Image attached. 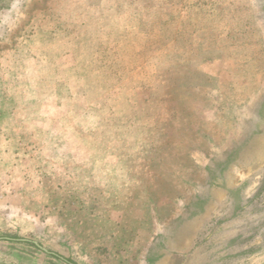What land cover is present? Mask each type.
Masks as SVG:
<instances>
[{
    "label": "rangeland",
    "instance_id": "obj_1",
    "mask_svg": "<svg viewBox=\"0 0 264 264\" xmlns=\"http://www.w3.org/2000/svg\"><path fill=\"white\" fill-rule=\"evenodd\" d=\"M0 264H264V0H0Z\"/></svg>",
    "mask_w": 264,
    "mask_h": 264
},
{
    "label": "water",
    "instance_id": "obj_2",
    "mask_svg": "<svg viewBox=\"0 0 264 264\" xmlns=\"http://www.w3.org/2000/svg\"><path fill=\"white\" fill-rule=\"evenodd\" d=\"M35 244L41 248H43L44 250H46L44 247H42L38 242L35 241Z\"/></svg>",
    "mask_w": 264,
    "mask_h": 264
}]
</instances>
